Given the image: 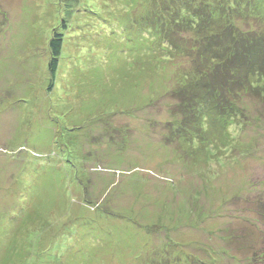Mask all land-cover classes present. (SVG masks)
<instances>
[{"label":"rangeland","instance_id":"obj_1","mask_svg":"<svg viewBox=\"0 0 264 264\" xmlns=\"http://www.w3.org/2000/svg\"><path fill=\"white\" fill-rule=\"evenodd\" d=\"M159 1L0 0V264H156L168 238L181 257L264 264V107L246 98L262 119L236 124L239 140L216 113L201 130L177 128L169 90L202 82L208 47L226 44L220 31L208 46L186 0ZM205 1L215 8L198 17L222 13ZM248 1L235 28L264 39V0ZM163 5L177 31L156 30ZM170 32L183 46L171 58L160 43Z\"/></svg>","mask_w":264,"mask_h":264},{"label":"trees","instance_id":"obj_2","mask_svg":"<svg viewBox=\"0 0 264 264\" xmlns=\"http://www.w3.org/2000/svg\"><path fill=\"white\" fill-rule=\"evenodd\" d=\"M179 1L182 2L183 0ZM186 1V4L191 7L189 10L191 12L189 20L192 24L191 27L202 32V36L208 41V46L211 43L214 45L215 38L220 31L224 33V42L226 45L225 51L222 52L208 47L209 50L207 52H210L212 57L207 58L206 63H213V65L204 72V80L202 82H175V88L169 90V95L178 100L176 103L178 110L175 114L181 117L184 116L182 122L177 120V123H179L177 128L180 130L185 125L186 128L184 130L189 132L190 127H192L190 125L195 124L197 130H201L200 126L202 122L211 125L216 122L215 118L209 117L210 113H216L220 119H224L225 117L223 116H229L227 119L233 124L232 130H227L229 132L225 133V138H227L228 135L233 134L232 131L234 128L236 129V124L242 131L243 127L241 125L251 124L252 120L259 121L262 119H259V112L257 113L258 117L257 115L255 117L253 116L251 110H249L250 107L246 104V98L257 99L262 104V107H264V39L262 37L252 36L250 32L241 31L239 33L235 28L234 19L235 15H237L235 12H238V14L244 13L245 17H249V13L253 11L251 10L252 5L249 4L248 0H219L217 9L222 13H218L216 16V12L213 14V9H209L206 14L200 17L197 16L198 12L195 9L196 7L205 5L214 7L215 5L205 0ZM159 4L160 1L156 0V5ZM166 5H163V7ZM177 16L171 9L164 7V10L153 16V18L155 17L158 20L157 24L162 23L160 25L161 27L156 25V30L161 31V29H164L165 31L170 26L171 29L173 28L177 31L176 25L179 21V19L177 20ZM204 16L205 18H203ZM133 19L135 20V18ZM217 19L219 22H222L224 19L226 25L219 24L216 30H213L211 27ZM147 24H150V20L147 21ZM63 28H67L66 20H63ZM203 32H205L204 35ZM178 39V36L173 35L171 32L161 36L162 53L171 58L172 51L182 49L183 46H180V40ZM63 46L64 33L54 29L49 40L51 58L48 63L49 70L53 76H55L59 67V57ZM251 75L255 76L256 79L253 80ZM208 105L215 107L217 110L208 112ZM236 131L232 137H236L239 140L240 133ZM201 138L204 139V136L199 139ZM262 203V208H264V201ZM260 210H254V212L264 216V210ZM251 222L253 228L257 226V220H252ZM168 240V243L165 244V249L170 256L168 257L166 255L167 258L157 260L156 264H219L217 263L218 260L213 259L212 254H209V252H203L202 255L197 256L196 254L187 255L185 257H181L180 253L172 254V251L171 253L169 252L168 247L173 245L178 246L179 243L174 242L171 238H168ZM261 247L263 250L262 255H264V243Z\"/></svg>","mask_w":264,"mask_h":264}]
</instances>
